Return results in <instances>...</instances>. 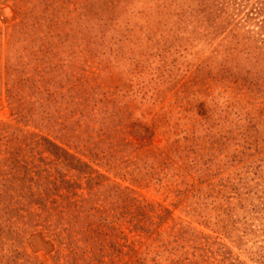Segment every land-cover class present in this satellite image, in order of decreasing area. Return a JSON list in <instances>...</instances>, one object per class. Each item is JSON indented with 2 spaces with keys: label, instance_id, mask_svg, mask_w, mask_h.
<instances>
[{
  "label": "trees",
  "instance_id": "16d2710c",
  "mask_svg": "<svg viewBox=\"0 0 264 264\" xmlns=\"http://www.w3.org/2000/svg\"><path fill=\"white\" fill-rule=\"evenodd\" d=\"M2 1L12 2L20 22L6 57L15 122L0 123V264H37L21 250L34 235L51 243L58 264H120L128 245L119 242L125 238L119 226L147 231L145 207L133 189L99 167H131L133 145L118 135L134 112L119 86L86 68L92 59L108 73L109 56L133 31L130 22L122 30L119 20L139 0ZM194 1L189 17L176 13L177 24L200 23L204 30L193 32L208 41L227 33L228 45L197 66L193 81L252 87L255 70L264 77V0ZM208 113L209 120L218 115L216 107ZM186 234L175 235L170 264H218L217 251ZM225 253L219 264L231 255ZM156 258L124 264H162Z\"/></svg>",
  "mask_w": 264,
  "mask_h": 264
},
{
  "label": "rangeland",
  "instance_id": "374dc122",
  "mask_svg": "<svg viewBox=\"0 0 264 264\" xmlns=\"http://www.w3.org/2000/svg\"><path fill=\"white\" fill-rule=\"evenodd\" d=\"M165 1L139 0L120 18V28L130 22L133 31L109 56L108 73L92 59L86 68L119 86L134 112L118 137L132 143L129 159L136 165L123 171L99 167L133 189L145 207L147 231L119 226L125 237L119 242L128 245L120 264L154 257L170 264L173 240L182 230L217 251L218 264L225 252L231 253L226 264H264V77L255 70L252 87L194 82L197 66L216 59V51L228 45L227 33L208 41L193 32L204 30L200 23H186L183 30L177 14L189 17L197 3ZM19 22L12 2L0 0V123L15 122L6 97V57ZM215 107L218 115L209 120L208 109ZM63 143L90 159L82 148ZM21 250L37 264H58L51 243L40 235Z\"/></svg>",
  "mask_w": 264,
  "mask_h": 264
}]
</instances>
